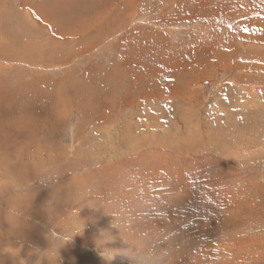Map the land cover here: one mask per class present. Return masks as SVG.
<instances>
[{"label": "rangeland", "instance_id": "rangeland-1", "mask_svg": "<svg viewBox=\"0 0 264 264\" xmlns=\"http://www.w3.org/2000/svg\"><path fill=\"white\" fill-rule=\"evenodd\" d=\"M56 1L0 0V264H264V0Z\"/></svg>", "mask_w": 264, "mask_h": 264}, {"label": "bare ground", "instance_id": "bare-ground-1", "mask_svg": "<svg viewBox=\"0 0 264 264\" xmlns=\"http://www.w3.org/2000/svg\"><path fill=\"white\" fill-rule=\"evenodd\" d=\"M57 2L58 1H56L55 0V2H54V0H53V2H49V5H47V7H48V9L50 10V11H48V13H49V15L50 16H52V17H58V15L61 13V12H65V9L66 8H63V9H61L60 11H58V12H56V13H54L53 14V12L55 11L54 10V8H53V6L55 7L56 5H57ZM54 4V5H53ZM222 6V5H221ZM222 8V7H221ZM228 9V8H227ZM23 14V13H22ZM29 15V14H28ZM48 15V16H49ZM63 15V14H62ZM65 16V15H64ZM37 17V16H36ZM63 17V16H62ZM64 18V17H63ZM221 19V18H220ZM226 19V18H225ZM208 20V19H207ZM219 22V21H218ZM240 37V36H239ZM147 41V40H146ZM239 41V40H238ZM148 42V41H147ZM262 42V41H261ZM151 43V42H150ZM146 44V43H145ZM152 44V43H151ZM148 45V44H147ZM153 45V44H152ZM151 46V45H150ZM149 46V47H150ZM152 47V46H151ZM151 47H150V49H151ZM148 48V47H147ZM154 48V47H153ZM136 49V50H135ZM133 51H134V53H136V55H138L139 54V51H138V49L137 48H135ZM149 49V48H148ZM146 50V49H145ZM130 51H132V49L130 50ZM147 51V50H146ZM258 51V50H257ZM141 52V51H140ZM145 52V51H144ZM259 53V52H258ZM262 53V52H261ZM131 54H133V53H131ZM125 55V54H124ZM140 55V54H139ZM132 56V55H131ZM135 56V55H134ZM123 57V56H122ZM130 57V56H129ZM125 60V62H123V64L125 65V67L128 65V61L130 60V58L129 59H127L126 60V58L124 59ZM123 60V61H124ZM140 60V59H139ZM138 60V61H139ZM122 62V61H121ZM137 62V61H136ZM139 63V62H138ZM138 66V65H137ZM137 66H135V68L137 67ZM242 66V65H241ZM114 68V67H113ZM138 68V67H137ZM150 70V74H144V75H142V79H141V81H142V83H144L145 84V86L147 85V84H151V82H154V80L156 81V82H158V83H160V82H165L166 84H169L170 82H169V78H171L172 77V75L171 74H166V76H162L161 74H158L157 72H156V74H155V76L154 77H152V79L153 80H151V77H149L148 78V75H152L153 74V70H151V69H149ZM131 72V71H130ZM131 74V73H130ZM128 75V74H127ZM158 76H162L159 80H158ZM70 77V76H69ZM71 78V77H70ZM138 78H141V77H138ZM73 83V82H72ZM101 83V82H100ZM139 84H140V80H139V82H138ZM153 84V83H152ZM84 86V85H83ZM101 86V85H100ZM70 87V86H69ZM114 87V86H113ZM112 87V88H113ZM89 88V87H88ZM109 88V87H108ZM26 89V88H25ZM80 89V88H79ZM83 89V88H82ZM262 89V88H261ZM111 90H114V89H111ZM110 90V91H111ZM9 91V90H8ZM8 91L7 90H0V123H4V124H6V125H10V126H12L13 125V123H22V121H23V117L25 116V112H24V107L23 106H25V105H23L22 106V103H21V101H19V100H16V99H14V100H16V101H18L16 104H14V103H12V104H10L11 102H10V98L8 97ZM28 91V90H27ZM85 91V90H84ZM15 92V91H14ZM71 92V91H70ZM30 94H31V92H29ZM86 93V92H85ZM13 94V93H12ZM18 94V93H17ZM21 94H24V93H21ZM27 94V93H26ZM14 95V94H13ZM77 95V94H76ZM79 95H81V93L79 92ZM10 96V95H9ZM88 96V95H87ZM21 97H22V95H21ZM35 97V96H34ZM65 97V96H64ZM14 98H16V97H14ZM24 98H25V96H24ZM81 98V97H80ZM18 99V98H17ZM21 99V98H20ZM63 99V98H62ZM22 100H25V99H22ZM27 100V99H26ZM81 100V99H80ZM16 101H14V102H16ZM79 101V100H78ZM24 103V102H23ZM28 103H29V101H28ZM28 105V104H27ZM26 105V106H27ZM58 105V104H57ZM166 105V104H165ZM28 106H30V105H28ZM30 107H32V106H30ZM30 107H28V108H26V110L27 109H29ZM79 108V107H78ZM34 110V109H33ZM32 110V111H33ZM38 110V109H37ZM170 110V109H169ZM35 111V110H34ZM28 113H29V110H28ZM31 113V112H30ZM33 113V112H32ZM31 113V114H32ZM30 114V115H31ZM29 115V116H30ZM211 115V114H210ZM23 116V117H22ZM149 116V115H148ZM25 117H27V116H25ZM33 117V116H32ZM202 117V116H201ZM30 118H31V116H30ZM149 118V117H148ZM153 119L154 120H156L154 117H153ZM22 120V121H21ZM26 120H28V119H26ZM151 120H152V118H151ZM156 121H158V120H156ZM161 121V120H160ZM167 121V120H166ZM23 122H25V120L23 121ZM155 122V121H154ZM153 122V123H154ZM163 122V121H162ZM162 124V123H161ZM156 125V124H155ZM16 127H17V125H16ZM15 127V128H16ZM152 127V126H151ZM154 127V126H153ZM166 127V126H165ZM156 128V127H155ZM193 130V129H192ZM154 132H155V130H153ZM151 132V131H150ZM193 132V131H192ZM153 134V133H152ZM160 134V133H159ZM162 134V133H161ZM154 135H155V133H154ZM153 135V136H154ZM156 136V135H155ZM78 137V136H77ZM184 147V146H183ZM86 151V150H85ZM190 153V152H189ZM148 158V157H147ZM138 161V160H137ZM4 171V170H3ZM2 171V172H3ZM20 173V172H19ZM9 174L10 175H13V171L11 172V168H7L6 169V173L4 174V175H8L9 176ZM16 175V174H15ZM25 175V174H24ZM128 175V174H127ZM7 177V176H6ZM131 179V178H130ZM18 203H20V205L21 206H17V204ZM22 202L21 201H18V202H13V207H12V209H15V211H19V212H21V213H23V214H28L29 212H28V210L27 209H25L24 208V206L21 204ZM31 213V212H30ZM34 213V212H33ZM34 215V214H33ZM30 216H32L31 214H30ZM127 218V217H126ZM22 223V222H21ZM19 224H20V222H19ZM23 227V226H22ZM22 232V231H21ZM36 237V236H35ZM22 247V246H21ZM18 251V250H17Z\"/></svg>", "mask_w": 264, "mask_h": 264}, {"label": "clouds", "instance_id": "clouds-1", "mask_svg": "<svg viewBox=\"0 0 264 264\" xmlns=\"http://www.w3.org/2000/svg\"><path fill=\"white\" fill-rule=\"evenodd\" d=\"M21 250H18L17 252L10 253L9 255L13 258L18 257Z\"/></svg>", "mask_w": 264, "mask_h": 264}]
</instances>
